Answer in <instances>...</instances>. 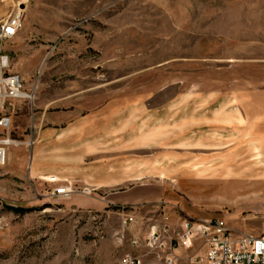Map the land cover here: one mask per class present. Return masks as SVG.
<instances>
[{
    "label": "rangeland",
    "instance_id": "rangeland-1",
    "mask_svg": "<svg viewBox=\"0 0 264 264\" xmlns=\"http://www.w3.org/2000/svg\"><path fill=\"white\" fill-rule=\"evenodd\" d=\"M16 7L0 264H115L164 218L264 233V0H0V22Z\"/></svg>",
    "mask_w": 264,
    "mask_h": 264
},
{
    "label": "built area",
    "instance_id": "built-area-1",
    "mask_svg": "<svg viewBox=\"0 0 264 264\" xmlns=\"http://www.w3.org/2000/svg\"><path fill=\"white\" fill-rule=\"evenodd\" d=\"M23 10L16 7L0 22V45L2 41L12 38L20 30ZM8 67V56L0 55V100L18 98L21 93V78L17 74L3 75ZM10 120L2 118L0 125L9 127ZM9 137L0 140V165L6 162V146L11 144ZM54 180V179H52ZM70 188L62 186L54 190V194L67 196ZM135 222L131 215H125L124 225ZM132 247H141L144 252L125 253L115 264H141L143 254H151L165 264H264V233L240 232L233 234L225 224L217 218L194 219L184 217L177 226H170L166 218L149 227L144 237L131 236ZM204 252L199 253V249ZM183 248L185 255H177L175 250Z\"/></svg>",
    "mask_w": 264,
    "mask_h": 264
},
{
    "label": "crops",
    "instance_id": "crops-1",
    "mask_svg": "<svg viewBox=\"0 0 264 264\" xmlns=\"http://www.w3.org/2000/svg\"><path fill=\"white\" fill-rule=\"evenodd\" d=\"M13 104H15V103L13 102ZM4 107H5L4 104H0V110H3V111L9 110V107H6V108H4ZM256 159H258V162H262L260 160V158H256ZM156 193L157 194L159 193V190L157 189V187H155V186L146 187L143 189L134 190L131 193H129L128 196L125 197L124 199H117L114 202H110V204H114V205L117 204L118 206L126 205V204H137V203L144 201L145 199L150 198L152 195H154ZM88 206H91V203H88ZM194 251L195 250L186 251L183 248H179V249L175 250L174 253L177 255H185L187 252L193 253ZM198 252L199 253L204 252V248L202 247L201 249H199ZM141 264H165V263L163 261H161L159 258H156L154 255L143 254Z\"/></svg>",
    "mask_w": 264,
    "mask_h": 264
},
{
    "label": "bare ground",
    "instance_id": "bare-ground-1",
    "mask_svg": "<svg viewBox=\"0 0 264 264\" xmlns=\"http://www.w3.org/2000/svg\"><path fill=\"white\" fill-rule=\"evenodd\" d=\"M51 179H54V180H52V181H55V180H58V178H55V177H51L49 180H51Z\"/></svg>",
    "mask_w": 264,
    "mask_h": 264
},
{
    "label": "trees",
    "instance_id": "trees-1",
    "mask_svg": "<svg viewBox=\"0 0 264 264\" xmlns=\"http://www.w3.org/2000/svg\"><path fill=\"white\" fill-rule=\"evenodd\" d=\"M16 211H18V209H16Z\"/></svg>",
    "mask_w": 264,
    "mask_h": 264
}]
</instances>
